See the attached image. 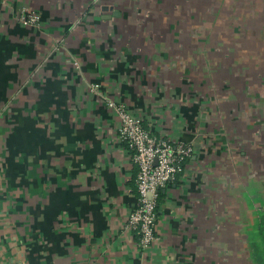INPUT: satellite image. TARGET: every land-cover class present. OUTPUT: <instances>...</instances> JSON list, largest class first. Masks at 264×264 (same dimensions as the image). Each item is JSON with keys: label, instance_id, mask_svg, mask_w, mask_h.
Instances as JSON below:
<instances>
[{"label": "crops", "instance_id": "obj_1", "mask_svg": "<svg viewBox=\"0 0 264 264\" xmlns=\"http://www.w3.org/2000/svg\"><path fill=\"white\" fill-rule=\"evenodd\" d=\"M158 1L0 0V264H244L236 191L258 127L215 98L227 94L202 49L198 70L182 24L192 6ZM250 1L263 32L264 0ZM176 2L180 25L168 26ZM107 100L194 147L159 190L146 249L126 227L137 166Z\"/></svg>", "mask_w": 264, "mask_h": 264}, {"label": "rangeland", "instance_id": "obj_2", "mask_svg": "<svg viewBox=\"0 0 264 264\" xmlns=\"http://www.w3.org/2000/svg\"><path fill=\"white\" fill-rule=\"evenodd\" d=\"M159 1L161 7L163 1ZM183 1L180 4L187 12L191 5L196 13L182 17L185 22L182 24L187 33L185 36L199 46L194 51L198 70L202 69L198 64L201 63L199 50L202 49L205 58L212 62L210 71L214 89L227 94L214 97L218 102L226 103L228 109L235 108L246 121L248 119V127L253 122L259 129H253L259 134L254 145L257 149L253 153L254 167H250L251 163L248 167L243 164L238 177L236 212L243 263L264 264V31L257 32L252 24L250 14L255 10L250 0ZM180 4L173 5L175 10L162 11V19L168 26L180 25L177 18L178 9L182 10ZM199 12L203 15H198ZM254 33L258 39H254ZM214 63H218L219 70ZM198 77H201L200 73ZM251 108L255 110L252 112ZM250 115L256 119L248 117ZM244 149L249 150L246 146Z\"/></svg>", "mask_w": 264, "mask_h": 264}, {"label": "built area", "instance_id": "obj_3", "mask_svg": "<svg viewBox=\"0 0 264 264\" xmlns=\"http://www.w3.org/2000/svg\"><path fill=\"white\" fill-rule=\"evenodd\" d=\"M18 21L23 25L38 26L39 15L34 11H23L18 15ZM74 64L77 66L76 62ZM96 86L91 85V88L95 90ZM107 106L118 116V139L129 146L132 161L137 166V205L130 212L126 227L136 236L138 247L146 249L157 239L159 190L175 180L194 147L190 142L170 141L153 135L122 103L107 100Z\"/></svg>", "mask_w": 264, "mask_h": 264}]
</instances>
